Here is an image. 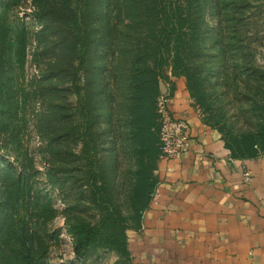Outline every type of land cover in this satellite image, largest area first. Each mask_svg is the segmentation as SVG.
I'll return each instance as SVG.
<instances>
[{
	"label": "rangeland",
	"instance_id": "1",
	"mask_svg": "<svg viewBox=\"0 0 264 264\" xmlns=\"http://www.w3.org/2000/svg\"><path fill=\"white\" fill-rule=\"evenodd\" d=\"M217 2L205 45L214 62L206 65L214 74L204 83L209 98L203 107L192 100L201 122L245 158L264 136V0H245L241 17L233 10L238 0ZM106 7L107 0H0V236L12 221L5 240H22L28 231L34 264H133L128 235L141 225L126 229L127 253L91 248L83 258L76 257L68 231L69 223H97L103 212L88 199L83 139L95 145L113 199L123 212L131 208L138 156L123 127L116 52L104 45ZM75 23L87 24L97 38L76 77L80 94L89 95L86 131L73 84ZM225 68H232L228 78Z\"/></svg>",
	"mask_w": 264,
	"mask_h": 264
},
{
	"label": "trees",
	"instance_id": "2",
	"mask_svg": "<svg viewBox=\"0 0 264 264\" xmlns=\"http://www.w3.org/2000/svg\"><path fill=\"white\" fill-rule=\"evenodd\" d=\"M114 1L107 0L104 45L116 52L113 70L118 74V85L124 89L126 102L121 113L123 127L138 156V165L133 175V194L127 200L131 208L125 213L113 199L105 166L96 157L95 145L89 146V141L83 139L86 155L81 173L86 181L88 199L103 212L97 223L68 224L77 258H83L91 248H112L127 253L126 229L140 227L142 213L149 206L157 184L152 173L160 155L155 103L161 92L159 83L169 80L164 73L165 67H170L172 76L185 79L186 91L198 107L207 105L209 94L204 83L214 75L206 66L214 62H209L212 56L206 54L205 45L212 32L209 19L219 11L217 0H120L117 8ZM238 2L233 10L241 17L245 11V0ZM234 3L235 0H230V4ZM222 9L228 13L229 4ZM75 25L79 29L74 41L78 64L73 84L80 99L81 120L86 131L91 126L89 95L87 90L84 95L80 94L76 77L84 69L85 55L90 46L96 45L97 38L91 34L87 24H83V28L78 23ZM224 70L226 78L232 75V68ZM253 71L261 72L255 68ZM254 145L256 148L249 152V157L264 151V136L259 146ZM227 147L235 155L229 144ZM15 226L13 221L10 222L0 236V264H34L35 243L28 240V231H22V240H5L10 238ZM6 244L8 248L3 250Z\"/></svg>",
	"mask_w": 264,
	"mask_h": 264
},
{
	"label": "crops",
	"instance_id": "3",
	"mask_svg": "<svg viewBox=\"0 0 264 264\" xmlns=\"http://www.w3.org/2000/svg\"><path fill=\"white\" fill-rule=\"evenodd\" d=\"M164 73L167 104L186 121L189 148L157 161L156 198L128 235L133 264H264V151L232 155L201 122L185 79L170 67Z\"/></svg>",
	"mask_w": 264,
	"mask_h": 264
},
{
	"label": "built area",
	"instance_id": "4",
	"mask_svg": "<svg viewBox=\"0 0 264 264\" xmlns=\"http://www.w3.org/2000/svg\"><path fill=\"white\" fill-rule=\"evenodd\" d=\"M156 113L159 123V149L161 158H171L189 148V134L187 123L182 118L175 117L167 104V97L164 92L156 98ZM155 171V170H154ZM242 177L245 182H251L252 174L249 170L243 169ZM157 190L152 194L156 198Z\"/></svg>",
	"mask_w": 264,
	"mask_h": 264
},
{
	"label": "water",
	"instance_id": "5",
	"mask_svg": "<svg viewBox=\"0 0 264 264\" xmlns=\"http://www.w3.org/2000/svg\"><path fill=\"white\" fill-rule=\"evenodd\" d=\"M164 85L162 84V83H160V90H161V92H164Z\"/></svg>",
	"mask_w": 264,
	"mask_h": 264
}]
</instances>
